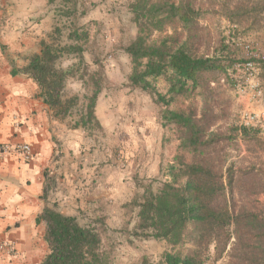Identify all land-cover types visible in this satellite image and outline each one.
Segmentation results:
<instances>
[{
  "label": "trees",
  "instance_id": "16d2710c",
  "mask_svg": "<svg viewBox=\"0 0 264 264\" xmlns=\"http://www.w3.org/2000/svg\"><path fill=\"white\" fill-rule=\"evenodd\" d=\"M228 1L223 14L231 22L245 32L264 34V0ZM198 4L199 0H136L132 6L138 34L126 48L132 62L130 85L163 108L162 126L175 133L180 146L173 163L160 169V186L155 188L154 180L144 186L142 200L130 204L135 223L127 241L133 245L154 239L187 247L185 253H165L157 264H208L210 259L224 258L227 264H264V209L254 200L264 193V168L238 166L230 154L240 143L262 153L264 140L257 127L230 125L223 132L217 127L229 105L220 81L233 87L230 71L242 62L235 61L224 41L215 56L192 53L190 34L197 19L204 17ZM72 23L64 29L57 26L43 39L40 53L23 69L38 84L39 97L54 119L61 121L73 115L79 102L65 94L68 81L79 70L63 69L61 63L71 56L82 62L81 42L89 37L87 28ZM169 28L173 35L152 40L156 32L162 35ZM260 63L264 71V60ZM87 82L92 93L71 128L102 130L96 116L102 80L89 74ZM179 100H188L189 105L176 106ZM41 221L47 224L50 250L42 264H111L113 248L105 246L102 228L81 225L76 217L54 208H46ZM143 264L149 263L145 259Z\"/></svg>",
  "mask_w": 264,
  "mask_h": 264
},
{
  "label": "rangeland",
  "instance_id": "374dc122",
  "mask_svg": "<svg viewBox=\"0 0 264 264\" xmlns=\"http://www.w3.org/2000/svg\"><path fill=\"white\" fill-rule=\"evenodd\" d=\"M225 2L199 0L198 8L204 17L197 19L190 34L191 51L199 57H212L223 41L233 50L235 61L242 63L230 71L232 88L225 79L220 81L229 105L217 127L222 132L230 125L257 127L264 140V71L260 63L264 60V34L245 32L231 22L223 14ZM135 3L136 0L51 1L59 27L69 28L74 22L77 28L89 30L88 39L81 42L82 62L71 56L61 63L63 69L75 66L79 70L68 81L65 93L67 97H78L79 102L64 123L71 132L65 131L55 141L56 153L50 166L62 168V173L58 176L49 167V178L56 183L60 179L64 188L56 185L50 194L51 207L56 202L57 211L75 216L81 225H94L106 231L105 246L113 248L111 264H143L145 259L149 264H157L165 253H185L187 249L154 239L136 241L133 245L127 241L128 231L135 223L130 204L134 199L142 200L144 186L154 180L157 181L153 186H160L163 180L160 169L173 163L180 146L175 133L162 126L163 108L129 82L132 62L126 48L138 34L132 10ZM173 34L174 30L169 28L163 36L156 32L152 40ZM67 35L65 32L64 37ZM248 62H253L249 71L245 67ZM89 74L102 80L96 107L102 130H73L71 127L80 119L92 93L87 82ZM188 105V100H179L176 106ZM230 154L238 166L264 168V152L250 151L240 143L239 149H232ZM71 196L76 200L74 206L67 202ZM254 200L264 209V193ZM129 224L132 225L127 228ZM208 264H227V259H210Z\"/></svg>",
  "mask_w": 264,
  "mask_h": 264
},
{
  "label": "crops",
  "instance_id": "0c3cea01",
  "mask_svg": "<svg viewBox=\"0 0 264 264\" xmlns=\"http://www.w3.org/2000/svg\"><path fill=\"white\" fill-rule=\"evenodd\" d=\"M51 1L0 0V148L29 144L34 154L28 163L16 153L0 159V244L15 249L13 256L0 251V264H42L50 250L47 224L38 218L52 208L54 188H64L60 179L49 178V170L61 176L62 168L50 166L55 141L71 130L54 119L39 97L38 84L23 73L29 59L40 53L42 40L58 26ZM71 198L67 202L74 206ZM53 206L56 210V202Z\"/></svg>",
  "mask_w": 264,
  "mask_h": 264
},
{
  "label": "built area",
  "instance_id": "2783aa9c",
  "mask_svg": "<svg viewBox=\"0 0 264 264\" xmlns=\"http://www.w3.org/2000/svg\"><path fill=\"white\" fill-rule=\"evenodd\" d=\"M245 67L248 71L250 69H253V62H248L247 64H245ZM11 153L21 155L22 160L26 163L30 162L34 155L33 149L29 144L5 145L0 148V159ZM0 251L6 253L8 256H13L15 249L12 244L5 242L0 244Z\"/></svg>",
  "mask_w": 264,
  "mask_h": 264
}]
</instances>
